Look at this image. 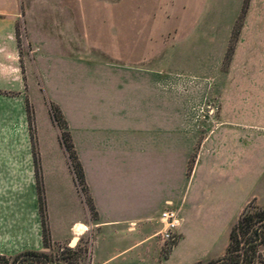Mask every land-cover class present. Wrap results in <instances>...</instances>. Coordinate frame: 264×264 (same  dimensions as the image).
Here are the masks:
<instances>
[{
	"label": "rangeland",
	"instance_id": "rangeland-1",
	"mask_svg": "<svg viewBox=\"0 0 264 264\" xmlns=\"http://www.w3.org/2000/svg\"><path fill=\"white\" fill-rule=\"evenodd\" d=\"M237 1L21 0V18L16 25V36L22 67L28 68L32 76L33 55L44 50L54 52L41 64L39 76L45 75L44 89L39 80L34 81L36 86L30 83L33 88L40 89L42 97L45 96L34 106L35 120L41 131L49 122L48 100L62 106L72 123L75 107H80L83 102L82 98L70 97L69 90L77 89L80 93L83 80L86 82L89 79L90 100L95 93L98 103V70L93 64L88 66L84 55L101 62L120 58L123 67L154 68L152 88L149 79L146 82L144 78L135 76L138 80L131 81L127 78L129 73L124 72L127 75L120 73L117 76L128 82V86L123 87V96L119 95L120 101L125 104L122 107L128 112L123 113L122 122L117 118L120 124L118 129L123 127L124 130L130 115L142 119V123L151 120L148 128H154L156 142L153 141V154L146 157L137 150L134 158H124L122 156L129 155L128 144L118 142L114 148L118 145L117 152L120 154H108L111 158L106 160V166H132L142 171L137 176L138 200L140 204L144 203L137 208L140 215L149 213L150 217L156 219L161 206L158 197L172 186L183 187L186 184L190 195L197 197L200 203L193 209L184 237L172 255L173 264H188L191 261L207 264L214 260L224 251L228 228L235 218L234 212L232 214L229 209L235 210L240 201L248 198L256 199L258 204H254L259 208L264 204V127H259L264 124V48L239 45L246 6L244 2L239 15L231 21L229 31H226L225 22L222 25L215 23L216 19L220 20L214 15L215 3H218L219 15L225 14L227 17L226 14L234 10ZM65 54L80 55L78 57L82 59L66 61L62 59ZM134 56H149V60L153 58L152 64H128ZM131 82L134 86L130 87ZM84 89H87L86 85ZM242 91L245 98L241 96ZM33 93L34 98L39 97L37 92ZM129 94L131 96L127 97ZM227 103L249 104L254 112L242 108L225 112L224 105ZM174 105L183 107L179 114L185 119L186 142L180 145V151L184 152L186 158L185 178L183 157L167 153L163 141L157 143L160 140L158 133L163 131V137H166L167 132L173 130L166 128L167 121L173 124L177 120V113L172 108ZM224 119L255 126H251L250 131L241 126L221 125L213 135L216 122ZM55 132L56 129L51 128L50 134L43 132L41 137L42 140L46 137L54 146L52 152L56 148ZM247 132L251 133L248 144L237 143V140L236 144H226L228 138L225 135L232 133L242 136ZM174 148L171 145L170 150ZM210 153L214 154V158ZM116 155L120 158L114 159ZM216 155L218 158H215ZM70 163L73 168L75 162ZM90 165L93 170V161ZM200 188L203 192L198 194ZM217 200L222 201L225 208H216ZM71 202L68 200L65 204L67 218L75 219L81 216V211L77 204ZM229 202L232 205L226 206ZM91 208L92 220L96 213L92 205ZM101 210L102 216H107L105 212L108 213L109 209L102 207ZM223 212V217H220L218 213ZM141 226V231L123 233L119 238L111 236L107 228L94 233L90 228L77 244L87 247L93 233V250H122L139 242L131 250L149 248L153 256L158 236H149L158 230L159 225L150 220ZM181 236L176 232L172 241L165 242L163 253L166 254ZM60 246L68 245L50 243L49 249L44 251L55 258ZM263 252L264 247L258 249L262 259ZM9 262V259L0 260V264ZM79 263L86 264L87 257H82Z\"/></svg>",
	"mask_w": 264,
	"mask_h": 264
},
{
	"label": "crops",
	"instance_id": "crops-1",
	"mask_svg": "<svg viewBox=\"0 0 264 264\" xmlns=\"http://www.w3.org/2000/svg\"><path fill=\"white\" fill-rule=\"evenodd\" d=\"M243 2L244 0H238L234 10L226 14L227 17L225 14L219 15L218 3L216 2L214 15L216 18H220V20L216 19V25H222L225 22L226 31H229L230 23L239 15ZM20 18L21 0H0V256L8 258L25 251H44L37 194L38 186L43 199L45 226L51 244L68 245L73 238L77 244L81 238L88 234L90 228H93V233L102 228H107L111 236L119 238L123 233L132 234L141 231L143 229L142 223L154 220L159 228L149 236H158L153 256L150 255L151 249L149 248L131 250L132 246L139 242L122 250H93L92 233L87 246L86 264H173L171 262L172 255L184 237L193 209L200 203L197 197L190 195L186 184L183 187L172 186L158 197L161 206L156 219L150 217L149 213L140 215L137 208L143 206L144 203L140 204L138 200L137 184L139 180L137 176L142 171L132 166L114 168L106 166V160L111 158L108 154H120L117 152L118 145L114 148L118 142L128 144L126 146L129 149V155L122 156L124 158H134L137 150L146 157L153 154V145L156 142L153 135L154 128L151 130L148 128V123H152L151 120H145L147 123H142V119L130 115L124 130L123 127L118 129L120 124L117 122V118H120L122 122L123 113L128 112L122 107L125 104L120 101L121 97H119L121 94L123 96L125 90L123 87L128 86L126 84L128 82H124L122 78L121 81L117 76L120 73L122 75L129 73L127 78L131 81H137L138 77L144 78L146 82L149 79V85L152 88L154 85V68H148V66L123 67L120 58L101 62L91 60L88 55L83 54L88 66L93 64L98 70V103H96L95 93L92 94L93 98L90 100L89 79L86 82L83 80V88L80 93L77 89H71V92L69 90L68 95H71L70 97L82 98L81 101L83 102L80 107H75L76 114L72 123L64 114L65 109L62 106L48 100L47 116L49 122L48 125L47 122L45 123L47 126H45V130L41 131L40 125L35 120L34 106L36 102H41L45 96L42 97L40 89L33 88L30 83L33 82L36 86L34 81L39 80L41 87L43 86L46 78L44 74L43 77L39 76L41 64L54 52L44 50L33 55L34 58L31 62L33 75L31 76L29 69L23 68L21 64L16 36V25ZM239 45L247 48H264V0L246 1ZM65 55L62 59L66 61L82 59V57H78L80 55ZM148 58L149 56H134L131 57L130 60L132 61L128 64H152L153 58L151 60ZM149 70L150 72H147ZM85 85L87 89H84ZM131 86H134L133 82L130 83ZM33 92H37L39 97L34 98L35 93ZM242 92L241 96L245 98L244 91ZM130 96L129 94L127 97ZM50 105L59 111L65 124L75 162L81 170L83 192L77 185L68 154L62 147L60 131L50 115ZM172 108L174 113H177V120L173 124L167 121L166 129L172 128L173 130L172 132L168 131L166 137H163L165 135L163 131L158 133L157 136L160 140L156 141L159 144L164 142L167 146V153L183 157V177L185 178L186 158L184 152L180 151V145L182 146L186 142L185 119L179 114L183 107L174 105ZM241 108L249 112L253 111L249 104L227 103L224 105L225 112H232ZM132 110L133 108L130 107V111ZM139 120L140 122H138ZM216 123V128L212 131L213 135L221 125L233 126L234 128L241 126V128L250 131L251 126H255L254 124H240L227 119ZM259 127L263 128L264 124H260ZM51 128L56 129V148L53 152L54 146L52 147L46 137L45 140L41 138L43 132L50 134ZM250 134L247 132L242 136L232 133L228 136L225 135V138H228L226 144H236V140L237 143L248 144ZM48 140L50 141V136ZM171 145L176 149L171 151ZM58 147L59 152H57ZM115 150L116 152H114ZM212 155L214 158V154ZM118 158L120 156L116 155L114 159ZM215 158H218L217 155ZM91 161L94 163L93 170H91ZM194 165L195 161L191 173ZM202 192L203 189L200 188L198 194ZM68 200L70 204L73 201L78 205L81 216L75 219L67 218L68 210L65 204ZM252 200L253 203L258 204L256 199ZM252 200L244 199L238 203L237 208L233 209L234 211L229 209L232 214L234 212L235 218L228 228V233L244 207ZM215 202L216 208H225L222 201L217 200ZM228 204L232 205V202L227 203L226 206ZM90 205L96 213L92 220L90 218ZM261 206L260 208H264V204ZM102 207L109 209L108 213L105 212L107 216H102ZM166 209L175 214V229L182 236L165 254L162 250L164 242L160 235L166 227L165 220L161 218V213ZM218 214L223 217L224 212ZM76 229H79L80 232H76ZM226 247L219 256L207 264L221 259ZM127 253H129L128 256L125 255ZM188 264L197 263L191 261Z\"/></svg>",
	"mask_w": 264,
	"mask_h": 264
},
{
	"label": "trees",
	"instance_id": "trees-1",
	"mask_svg": "<svg viewBox=\"0 0 264 264\" xmlns=\"http://www.w3.org/2000/svg\"><path fill=\"white\" fill-rule=\"evenodd\" d=\"M247 0H244L246 4ZM50 115L53 122L60 131V141L63 149L68 154L70 161L75 162L72 146L66 133L65 124L59 111L50 105ZM28 112V109H27ZM30 125V115L28 116ZM73 173L81 192L84 191L83 179L79 165L75 162ZM81 188H83L81 190ZM39 213L41 217L42 247L47 250L50 240L45 226L44 204L40 188L37 186ZM90 209L91 205H90ZM264 247V208L257 207L250 201L238 216L236 222L231 226L228 233V244L221 259L209 264H264L258 249ZM57 255L51 258L45 251H25L13 257L0 256V260H8L9 264H80L82 257H87L88 248L75 245L74 248L60 246Z\"/></svg>",
	"mask_w": 264,
	"mask_h": 264
},
{
	"label": "built area",
	"instance_id": "built-area-1",
	"mask_svg": "<svg viewBox=\"0 0 264 264\" xmlns=\"http://www.w3.org/2000/svg\"><path fill=\"white\" fill-rule=\"evenodd\" d=\"M161 218L165 220L166 227L163 233H161V240L165 243L168 241H172L174 235L176 233V224H175V214L166 209L164 212L161 213Z\"/></svg>",
	"mask_w": 264,
	"mask_h": 264
},
{
	"label": "water",
	"instance_id": "water-1",
	"mask_svg": "<svg viewBox=\"0 0 264 264\" xmlns=\"http://www.w3.org/2000/svg\"><path fill=\"white\" fill-rule=\"evenodd\" d=\"M75 238H73L69 243H68V246L69 247H72L73 245H74V243H75Z\"/></svg>",
	"mask_w": 264,
	"mask_h": 264
},
{
	"label": "bare ground",
	"instance_id": "bare-ground-1",
	"mask_svg": "<svg viewBox=\"0 0 264 264\" xmlns=\"http://www.w3.org/2000/svg\"><path fill=\"white\" fill-rule=\"evenodd\" d=\"M79 231V229H76V232H78ZM80 232V231H79Z\"/></svg>",
	"mask_w": 264,
	"mask_h": 264
}]
</instances>
